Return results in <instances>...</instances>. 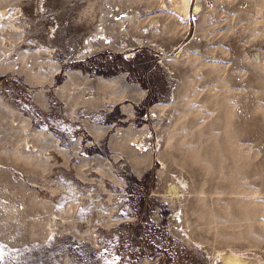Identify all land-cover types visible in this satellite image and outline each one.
Segmentation results:
<instances>
[{"label": "rangeland", "instance_id": "374dc122", "mask_svg": "<svg viewBox=\"0 0 264 264\" xmlns=\"http://www.w3.org/2000/svg\"><path fill=\"white\" fill-rule=\"evenodd\" d=\"M42 1L0 0V264H264V0Z\"/></svg>", "mask_w": 264, "mask_h": 264}, {"label": "bare ground", "instance_id": "6f19581e", "mask_svg": "<svg viewBox=\"0 0 264 264\" xmlns=\"http://www.w3.org/2000/svg\"><path fill=\"white\" fill-rule=\"evenodd\" d=\"M171 1V0H170ZM173 8L181 14L182 17L187 18L190 17V7L193 3V0H172ZM70 6V0H43L40 4V8H30L27 6V4L23 5L22 7L17 8L14 12L9 11L6 13L8 16H24V13L26 14H34V13H41L51 8H60V16L64 14ZM200 9V4H197L196 10L198 11ZM3 16V15H2ZM98 34V30L90 31L87 34L83 36V38L80 40V50L77 52L78 56L83 57L85 55V51L88 50L90 52L94 51L95 48L93 47L91 43V38L93 40L97 37H95ZM180 48V47H179ZM141 142V141H140ZM144 146L149 145L150 138H146L145 141L142 142ZM142 146V145H141ZM222 259V264H261L259 261V258L255 257L251 254H245V253H222L220 255Z\"/></svg>", "mask_w": 264, "mask_h": 264}, {"label": "built area", "instance_id": "2783aa9c", "mask_svg": "<svg viewBox=\"0 0 264 264\" xmlns=\"http://www.w3.org/2000/svg\"><path fill=\"white\" fill-rule=\"evenodd\" d=\"M223 3H239V9H245L248 7V4L245 1H240V0H222ZM205 7L209 10H213L215 8V4L212 1H208L205 4Z\"/></svg>", "mask_w": 264, "mask_h": 264}]
</instances>
